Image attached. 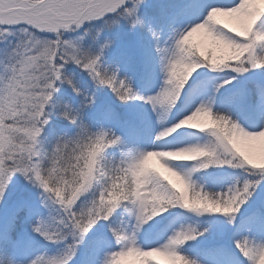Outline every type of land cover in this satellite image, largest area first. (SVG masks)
Instances as JSON below:
<instances>
[{
  "label": "snow or ice",
  "instance_id": "obj_1",
  "mask_svg": "<svg viewBox=\"0 0 264 264\" xmlns=\"http://www.w3.org/2000/svg\"><path fill=\"white\" fill-rule=\"evenodd\" d=\"M0 264H264V0H0Z\"/></svg>",
  "mask_w": 264,
  "mask_h": 264
}]
</instances>
